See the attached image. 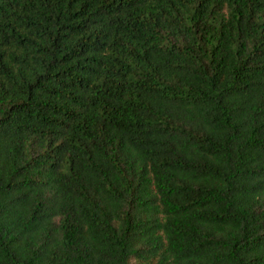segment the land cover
I'll return each mask as SVG.
<instances>
[{
    "label": "trees",
    "instance_id": "16d2710c",
    "mask_svg": "<svg viewBox=\"0 0 264 264\" xmlns=\"http://www.w3.org/2000/svg\"><path fill=\"white\" fill-rule=\"evenodd\" d=\"M0 264H264V0H0Z\"/></svg>",
    "mask_w": 264,
    "mask_h": 264
}]
</instances>
